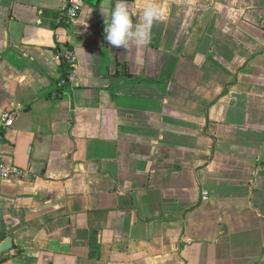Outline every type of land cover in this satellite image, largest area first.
<instances>
[{
	"label": "crops",
	"instance_id": "obj_1",
	"mask_svg": "<svg viewBox=\"0 0 264 264\" xmlns=\"http://www.w3.org/2000/svg\"><path fill=\"white\" fill-rule=\"evenodd\" d=\"M103 2L0 0V264H264V0H133L127 49Z\"/></svg>",
	"mask_w": 264,
	"mask_h": 264
},
{
	"label": "clouds",
	"instance_id": "obj_2",
	"mask_svg": "<svg viewBox=\"0 0 264 264\" xmlns=\"http://www.w3.org/2000/svg\"><path fill=\"white\" fill-rule=\"evenodd\" d=\"M128 5L127 0H114V3L113 0H104L99 7L104 18L105 40L114 47L127 49L130 43L148 44L151 26L160 18V10L154 3L135 16Z\"/></svg>",
	"mask_w": 264,
	"mask_h": 264
},
{
	"label": "built area",
	"instance_id": "obj_3",
	"mask_svg": "<svg viewBox=\"0 0 264 264\" xmlns=\"http://www.w3.org/2000/svg\"><path fill=\"white\" fill-rule=\"evenodd\" d=\"M85 0H65V7L62 12L61 22L64 25L73 23L84 5ZM57 59L60 62L63 73L57 83L59 90H65L69 88L72 82L77 77V62L73 49L62 44L57 50ZM14 114L8 111L3 112L0 117V129L5 130L13 126ZM23 170L14 167L7 166L0 161V178L2 180H17L24 177Z\"/></svg>",
	"mask_w": 264,
	"mask_h": 264
},
{
	"label": "water",
	"instance_id": "obj_4",
	"mask_svg": "<svg viewBox=\"0 0 264 264\" xmlns=\"http://www.w3.org/2000/svg\"><path fill=\"white\" fill-rule=\"evenodd\" d=\"M133 0H127L128 3L132 2ZM12 245V241L10 238H7L0 244V254L7 252L10 250Z\"/></svg>",
	"mask_w": 264,
	"mask_h": 264
}]
</instances>
